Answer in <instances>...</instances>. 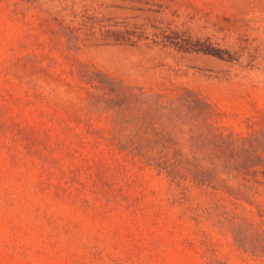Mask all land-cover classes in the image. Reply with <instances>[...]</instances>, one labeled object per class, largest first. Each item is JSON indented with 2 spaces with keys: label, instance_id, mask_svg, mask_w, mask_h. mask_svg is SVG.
<instances>
[{
  "label": "rangeland",
  "instance_id": "1",
  "mask_svg": "<svg viewBox=\"0 0 264 264\" xmlns=\"http://www.w3.org/2000/svg\"><path fill=\"white\" fill-rule=\"evenodd\" d=\"M102 76L264 134V0H0V264H264L118 149ZM238 179L252 204L216 195L264 232V151Z\"/></svg>",
  "mask_w": 264,
  "mask_h": 264
},
{
  "label": "trees",
  "instance_id": "2",
  "mask_svg": "<svg viewBox=\"0 0 264 264\" xmlns=\"http://www.w3.org/2000/svg\"><path fill=\"white\" fill-rule=\"evenodd\" d=\"M86 81L97 102L111 112L118 149L165 176L177 194L185 197L192 188L214 194L209 207L212 224L230 233L244 253L264 262V232L245 216L226 210L216 195L238 205L252 204L250 187L238 177L257 164L264 134L239 138L224 133L213 121L211 105L191 92L166 99L105 76ZM257 212L264 217V212Z\"/></svg>",
  "mask_w": 264,
  "mask_h": 264
}]
</instances>
